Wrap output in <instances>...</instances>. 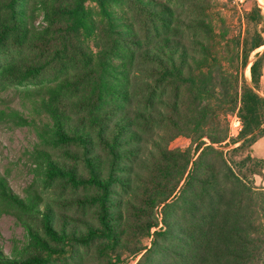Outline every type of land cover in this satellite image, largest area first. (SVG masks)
Returning <instances> with one entry per match:
<instances>
[{
  "label": "rangeland",
  "instance_id": "rangeland-1",
  "mask_svg": "<svg viewBox=\"0 0 264 264\" xmlns=\"http://www.w3.org/2000/svg\"><path fill=\"white\" fill-rule=\"evenodd\" d=\"M152 1L166 8V15L172 24L168 35L186 43L191 61L192 58L203 59L211 67L209 71L206 70V85L213 87L210 77L216 76L213 71L215 67L226 76L227 84L228 77L239 80L241 87L245 82L251 83V67L256 55L264 52V46L251 55L247 67L243 65L240 52L248 35L247 15L256 7L259 13L256 11L255 14L262 17L263 21L258 31L264 36V0ZM53 6V0H25L19 14L28 23L26 41L11 40L0 49V177L13 195L10 199L0 191V253L4 258L16 260L44 256L51 260L48 264H150L143 263L142 259L153 248L158 233L165 230L164 207L178 201L192 168L190 166L183 171L175 165L171 173L160 169L155 173L152 172L157 166L154 157L159 159L166 153H188L193 161L197 160L202 151L198 152L197 148L203 142H193L197 133L189 131L187 119L195 116L200 98L196 97L195 87L187 84L181 88L176 101L174 91L168 87L167 94L156 95L154 109H147L148 101L153 100L154 96V78L145 76L143 81H135L133 71L127 66L130 63L127 53L106 54L105 49L106 44L111 46L114 38L110 31L113 28L121 29L118 23H134L136 14L125 5L112 3L108 9L117 18L109 21L103 17L98 3L89 1L86 4L87 17L95 25L93 29H85L87 31L80 36L79 45L85 46L95 62L102 61L104 72L101 75L105 83L103 91L92 90L81 98L87 102L92 95L90 101L95 99V108L112 113V122H106L107 126L115 121L117 115L130 121L136 112L144 113L146 120L139 118L133 127L141 137L139 143L135 144L138 158L119 164V167L125 166L132 170L126 173L130 177L126 186H117L116 194L112 196L113 209L117 218L121 219L116 224L121 234L117 244L108 247V242L103 238L88 244L75 242L63 245L52 241L51 246L59 254H46L31 239V233L46 237L41 218H36L39 213L31 212L18 203H30L32 198L38 196L39 211L49 212L55 222L60 220L73 229L78 237L101 228L99 208L87 203L90 194L97 195L95 187L77 188L60 178L48 179L44 172L47 168L44 158L49 157L58 165L73 169L83 177L88 176L81 159V148L57 145L54 140L52 113L55 105L66 107L70 122L79 124L77 102L85 90L82 86L77 90L74 80L66 82L72 79L73 72L77 70L70 60H62L54 65L53 61L42 58V53L35 46L38 37L46 35L49 38L54 34L55 25L51 19ZM201 43L209 46V53L203 51ZM102 55L104 58L101 60ZM64 81L70 89L61 88ZM135 84L140 88L139 91L135 89ZM120 88H123L121 92ZM60 89L64 91L58 95ZM260 95L264 97V71ZM73 105L76 107L71 108ZM211 107L215 110L212 118L220 122L222 129L228 126L229 120L232 138L238 139L240 127L233 121L238 112L228 114V102L221 104L212 100ZM172 118H178V123L171 122ZM156 120L162 121V124ZM91 127L89 132L97 143L99 128ZM164 127L167 129L164 130ZM202 131L207 132L206 129ZM211 131L213 133L214 128ZM204 141L211 145L207 138ZM226 143L215 147L234 161L237 172L242 169L239 165H243L241 160L244 158L250 156L264 161V137L254 146L237 153L232 150L240 144L233 146ZM93 155L102 161L101 174L106 178L111 163L109 152L98 149ZM252 165L244 168L245 174H248V168L251 169ZM257 169L258 175L250 179L257 189L264 191V170L261 167ZM137 177L141 179L139 182ZM140 249H144V252L136 253ZM153 263L156 264L155 261Z\"/></svg>",
  "mask_w": 264,
  "mask_h": 264
},
{
  "label": "trees",
  "instance_id": "trees-1",
  "mask_svg": "<svg viewBox=\"0 0 264 264\" xmlns=\"http://www.w3.org/2000/svg\"><path fill=\"white\" fill-rule=\"evenodd\" d=\"M24 1L0 0V49L11 40L26 41L28 23L19 14ZM53 1L51 19L55 25L54 34L49 38L46 35L38 37L35 46L42 53V58L48 59L49 62L53 61L54 65H58L62 60H70L77 69L73 72L72 79L66 82L74 80L77 90L80 86L85 90L84 94L78 97L77 102L80 123L73 125L67 115V108L56 104L52 113L53 131L55 144L81 148L83 152L81 159L88 176L83 177L73 169L58 165L49 157L44 158L47 167L44 172L48 179L60 178L77 188L95 187L98 193L90 194L87 203L99 208L98 218L101 228L90 230L82 237H78L73 229L62 224L60 220L55 222L49 212L39 211L40 204L36 196L30 203L23 201L17 204L27 207L31 212H38L39 215L36 218L42 220L46 237L31 233L33 244L42 248L46 254H59L51 246L52 241L63 245L75 242L88 244L103 238L108 242V247H114L117 244V238L121 236L116 228V224L121 219L117 218L113 209L112 196L116 194L117 186H126V182L130 180L126 173L132 168L119 167V164L124 160L131 161L133 158H138L135 144L139 143L141 137L133 127L139 118L146 120V116L144 113L136 112L129 121L117 115L115 121L107 126L106 122H112L110 118L112 113L106 109L99 111L95 108V99L90 101L92 95L87 102H85L86 99L81 98L86 97L92 90L103 91L105 83L101 75V72H104L102 61L95 62L92 55L85 50V46L79 45L80 36L87 31L85 29H93L92 26L95 25L86 13V4L94 1L100 6L103 17L108 18L109 21L117 18L113 17L115 14L109 12L108 5L112 3L125 5L136 14L134 23H118L120 25L117 26L121 29L113 28L110 31L114 38L111 46L106 44L105 49L106 54L127 53L130 57V63H127V66L133 71L135 81H143L145 76L154 78L156 84L154 96L153 100L148 101L147 109H154L156 95L167 94L168 87L174 91L176 101L180 96L181 88L188 86L187 84L195 87L196 97L200 98V103L196 105L194 112L195 116L187 119L189 131L197 133L192 139L193 142H203L197 148L198 152L202 150L197 160L193 161L191 154L188 155V153H180L181 155L166 153L159 159L154 157L157 166L152 169V172L155 173H158L159 169L171 173L176 166H180L183 171L188 170L190 166L192 168L178 201L164 207L165 230L155 237L153 248L143 257L142 262L264 264V191L257 189L250 179L251 176L258 175L257 167L264 170V161L250 156L244 158L241 160L243 165H239L242 169L237 172L234 161L232 162L223 151L215 147L226 142L233 146L240 144L232 150L237 153L254 146L264 137V97L260 95L264 52L256 55V61L251 67V83L245 82V85L241 87L239 80L228 77L227 84L226 76L215 67L213 71L216 76L210 77L212 87L205 83L206 70L209 71L211 67L203 59L192 58L193 61H191L186 43L168 35L172 24L166 15L165 7L156 5L152 0ZM256 11L259 13L258 7L247 15L248 35L240 52L244 67L249 65L251 55L264 46V36L258 31L263 21L262 17L255 14ZM201 46L204 52L209 53L208 45L201 43ZM238 46L241 50L240 41ZM103 58L104 55L101 60ZM212 62L216 63V60L212 59ZM41 68L45 69V67ZM66 82H63L61 88L70 89ZM134 87L137 91L140 90L137 84ZM64 89H60L58 95ZM121 90L123 88H120L119 92ZM212 100L221 104L228 102V114L234 115L238 112L235 116H238L242 123L238 139L232 138L229 120L228 126L222 129L220 122L212 118L215 111L211 107ZM74 107L76 105L71 106V108ZM170 121L178 123V118H172ZM156 122L162 124L160 120ZM86 123L90 125L87 126ZM91 126L99 128L97 143L96 138L93 139L89 132V128L92 129ZM192 126L194 128L190 129ZM211 128H214L213 133ZM166 129L164 127V130ZM202 129H206L207 132ZM129 134H131L130 138ZM206 138L211 145L204 141ZM98 149L108 151L110 155L111 163L106 178L101 174L102 161L93 155ZM249 164L253 165L251 169L248 168V174H245L243 170ZM135 172L138 174V171ZM140 180L137 177V181ZM0 191L3 196H8L10 199L13 197L1 177ZM143 252L144 249L136 251L138 254ZM50 261L44 256L16 260L4 258L0 253V264H48Z\"/></svg>",
  "mask_w": 264,
  "mask_h": 264
},
{
  "label": "built area",
  "instance_id": "built-area-1",
  "mask_svg": "<svg viewBox=\"0 0 264 264\" xmlns=\"http://www.w3.org/2000/svg\"><path fill=\"white\" fill-rule=\"evenodd\" d=\"M233 121L240 127V132L242 130V123H241V120L238 116H234L233 117Z\"/></svg>",
  "mask_w": 264,
  "mask_h": 264
}]
</instances>
